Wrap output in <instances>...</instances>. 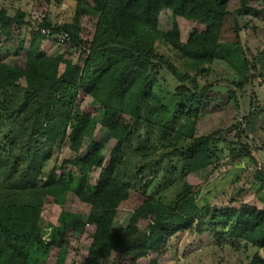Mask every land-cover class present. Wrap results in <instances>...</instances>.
Here are the masks:
<instances>
[{
    "label": "trees",
    "instance_id": "trees-1",
    "mask_svg": "<svg viewBox=\"0 0 264 264\" xmlns=\"http://www.w3.org/2000/svg\"><path fill=\"white\" fill-rule=\"evenodd\" d=\"M44 1L69 6L73 15L58 25L45 17L33 27L24 12L10 16L0 7V264H50L52 255L53 264H65L71 237L87 228L93 230L83 264H158L169 240L184 234L228 240L235 251L253 250L247 264H264V210L243 203L212 209L223 186L202 194L190 184L195 174L210 177L227 167L213 185H234L238 161L255 166L240 140L195 137V129L208 107L236 100L232 91L225 102L216 100L208 80L217 65L234 72L231 85L243 98L256 84L264 93V50L252 56L241 41L257 30L254 21L264 22V0H237L233 12L236 0ZM163 10L172 17L168 32L158 29ZM176 18L203 29L182 43ZM40 28L66 33L58 46L77 52L76 62L69 52L47 56L41 43L54 42ZM163 70L173 91L157 79ZM80 95L95 103L92 116L76 106ZM242 124L236 138L264 131L257 94ZM84 140L90 143L80 156ZM64 145L73 157L58 165ZM249 191L264 205V167ZM68 195L85 217L67 208ZM50 205L59 213L44 233L41 214ZM119 212L129 219L116 231Z\"/></svg>",
    "mask_w": 264,
    "mask_h": 264
},
{
    "label": "rangeland",
    "instance_id": "rangeland-1",
    "mask_svg": "<svg viewBox=\"0 0 264 264\" xmlns=\"http://www.w3.org/2000/svg\"><path fill=\"white\" fill-rule=\"evenodd\" d=\"M261 0H256V5L261 4ZM5 7L10 16L15 11L20 10L28 15L29 21L33 27H36L37 23H41L43 18L47 17L48 21L52 25H58L64 22L73 15V8L69 6L65 9L63 6H57L53 3L47 4L44 0H0V7ZM237 0L233 4L234 11L238 9ZM176 23L180 31V40L185 43L188 36L193 29L202 30L203 28L188 23L187 21L176 18ZM81 23L84 27L90 26L88 19H82ZM172 25L171 13L167 10H163L158 19V29L163 32H168ZM242 25V23H241ZM253 25L257 30L255 33L248 31L241 36L242 46L249 51L252 56L257 52L264 50V22L254 21ZM27 35V32L23 31V34ZM25 43H28V39H25ZM41 50L45 52L47 56H53L54 54H63L69 52L70 58L73 62H76L78 53L73 50H67L64 46H58L57 44L47 42L43 40L41 43ZM163 52L166 53L164 50ZM176 62V61H175ZM157 79L164 83L169 91H173L175 82L171 76L165 71H161L157 75ZM236 80L234 72L223 64H219L214 68V73L209 78V83L213 85V92L218 94L216 100L225 102L227 99L226 93L228 91L235 92L236 100L216 107L212 105L207 108L197 121L195 129V137L207 136L212 133H218L219 137H225L226 139L236 142L240 140L243 145H247L250 148V155L255 161V166L247 164V159L237 162L236 172L240 171L238 181L236 184L228 185V181L218 182L213 185L218 177L225 172L227 167H221L217 169L212 176L206 177L203 173H198L190 178V184L205 194L207 191L212 190V187L218 189L220 184L223 186L218 195L210 200V206L212 209L223 208H237L239 204L243 203L251 207H255L259 210H264L262 205L256 196L249 191L252 184L253 174L255 170H261L264 167V131L254 133H247L241 135L240 139L236 138L237 131L242 132L244 130V124H242V118L246 116L248 112V99L253 97V94H257L259 100L264 99V93L260 90L258 85L254 87H247L245 89V98L241 94L237 93L234 86L231 83ZM220 104V103H219ZM76 106L78 109L87 115L92 116L96 108L95 103L88 97L80 95L77 99ZM238 126L237 130L234 128ZM101 135V129L98 127L93 135V142H97ZM256 136V137H255ZM89 140H84L80 156L86 153L89 145ZM73 155L67 150L64 145L58 154V165L64 160L71 159ZM214 160V159H213ZM216 163L215 160L213 161ZM225 162V161H223ZM98 172L95 171L91 175V183L94 184L97 179ZM226 184V185H224ZM66 206L72 213L86 215V209L71 195L67 196ZM59 208L57 206L50 205L46 207L41 214V227L44 233H46L47 226L54 224L56 217L58 216ZM129 219L127 212H119L115 218L114 229L122 230L126 227ZM92 228H87V231L82 236H72L70 245L68 248L65 264H83L87 250L90 244L89 235L92 232ZM52 254H55L54 252ZM253 254V250L246 252L235 251L232 249L231 242L228 240L218 241L211 235L192 236L188 234L177 235L169 240L165 248V254L162 258L158 259V264H247L246 257ZM53 256V255H52ZM52 256L50 257V264H53Z\"/></svg>",
    "mask_w": 264,
    "mask_h": 264
},
{
    "label": "built area",
    "instance_id": "built-area-1",
    "mask_svg": "<svg viewBox=\"0 0 264 264\" xmlns=\"http://www.w3.org/2000/svg\"><path fill=\"white\" fill-rule=\"evenodd\" d=\"M39 32L42 37L54 42L57 45H63L68 40V35L64 32L52 33L50 29L40 28Z\"/></svg>",
    "mask_w": 264,
    "mask_h": 264
}]
</instances>
